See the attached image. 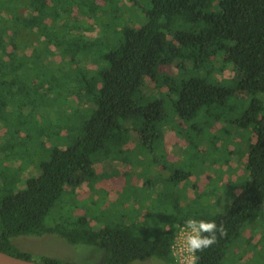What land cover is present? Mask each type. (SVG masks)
<instances>
[{"label":"trees","instance_id":"trees-1","mask_svg":"<svg viewBox=\"0 0 264 264\" xmlns=\"http://www.w3.org/2000/svg\"><path fill=\"white\" fill-rule=\"evenodd\" d=\"M101 1L107 4L109 0ZM130 1L143 9L145 17L126 14L121 0L109 1L111 7L101 11L96 7L86 9L89 0H30L31 9L16 18V23L26 29L25 48L32 43L30 32L34 34L33 49L37 52L32 67L28 65L31 57L21 51L19 70L27 74L33 68L35 99L39 91L41 102L40 119L56 128L52 130L55 144L50 146L48 159L40 161L39 175L29 177L25 187L17 191L11 180L2 178L6 182L0 186L2 251L31 260L32 254L17 247L12 237L57 233L70 243L101 248L104 255L100 264H130L147 257L174 264L173 241L181 227L186 226L185 221L194 219L215 221L218 226L223 224L225 230L223 236L217 233L216 244L195 253V264H224L246 221L264 210V104L256 97L242 121L246 126L254 124L255 139L250 143L246 161L248 179L224 212L194 211L190 204H180L172 198L175 203L171 219L162 226L155 221L145 226L153 216L148 208L141 211L138 221L122 215L99 228L86 215H78L73 221L60 217L52 225L46 222L66 187L87 183L94 190L95 183L113 176L117 170L107 173L100 164L108 166L107 158L113 151L135 143L133 133L139 138L137 145L162 139L170 129L178 134L174 126H163L168 117L165 101L144 103L141 93L148 78H158L161 65H174L180 71L161 78L175 97L171 105L178 119L193 120L204 107L209 113L213 106L224 108L235 90L264 92V0ZM104 16L107 20H103ZM97 22L115 39L106 43L104 49L96 44ZM183 23H195L196 27L182 29ZM22 27L3 24L0 28V63L19 52L20 44L15 39ZM218 56L239 72L238 88L201 77L186 78L189 70L199 71L206 59L216 60ZM92 61L98 66L93 73L88 66ZM4 70L0 66V72ZM52 90L56 92L54 99L66 92L72 95V101L77 102L74 113L70 107L52 109ZM29 97L33 98L26 92L28 104L33 103ZM72 115L78 118V131L68 143ZM218 115L215 120L222 119ZM60 116L63 119L59 123ZM11 148L9 144L7 152L13 155ZM19 153L21 157L25 155L23 149ZM5 172L1 169L0 179ZM189 175L177 173L171 180L179 182ZM116 202L112 200L110 204ZM38 262L75 264L50 256H41Z\"/></svg>","mask_w":264,"mask_h":264},{"label":"rangeland","instance_id":"rangeland-1","mask_svg":"<svg viewBox=\"0 0 264 264\" xmlns=\"http://www.w3.org/2000/svg\"><path fill=\"white\" fill-rule=\"evenodd\" d=\"M29 1L0 0V28L3 24L21 28L20 22L16 23L18 22L16 18L25 15L31 9ZM109 1L103 4L104 1L101 0H89L86 9L93 7L100 11L103 8L107 9L112 5ZM120 5L128 15L138 13L145 17L143 9L139 6L134 7L130 0H121ZM103 20H107V17L104 16ZM99 24L98 22L96 24L99 33L96 44L104 49L106 43L115 39L114 36L110 37L107 28L104 30ZM181 27L192 29L196 25L183 23ZM24 31L26 29L22 27L15 39L16 43L20 44L19 52H16L11 60L0 63V66L5 67V70L0 72V171L6 170L2 174L5 176L0 179V186H4L6 182L2 178L6 177L5 180L13 182L14 191L24 188L29 177L41 173L40 161L48 159L50 146L55 144L52 130L56 126L52 123L49 126V123L44 122L39 116L41 102L39 91L35 99V72L33 68L27 74L19 70V63L23 61L21 51L24 50L23 53L31 57L28 65L32 64V67L34 63L31 62L37 55L33 49L34 34L29 32V42L32 43L30 48H25L28 36ZM215 59H206L205 66L199 71L189 70L185 74L186 78L201 77L208 82L238 88L239 72L236 68L232 64L226 65L221 62V56ZM88 66L91 73L98 67L94 61ZM179 72L174 65H161L158 78L155 80L148 78L144 92L141 91L144 103L156 99L165 101L168 117L163 126H174L179 135L173 129L165 130L162 139L137 145L136 141L139 138L133 133L135 143L113 151L107 158L108 166L100 164L107 173L111 174L117 170L113 176L95 183L94 190L87 183L74 188L66 187L62 197L46 218L49 225L59 221L60 217L73 221L78 215H86L90 223L99 228L110 221H116L122 215L129 220L138 221L142 216L141 211H147L148 208L153 216L148 219L145 226L152 225L154 221L162 226L171 219L175 203L172 198L180 204H190L194 211L224 212L231 205L233 197L241 191L248 179L246 161L250 143L255 139L254 124L243 125V117L256 97L264 104V92L253 94L235 90L227 99L224 108L213 106L209 113L206 111L207 107H204L193 120L178 119L171 105L175 97L161 78ZM26 92L28 96H33L29 97L34 100L33 103L30 101L32 105L28 104ZM55 93L52 90V109L57 106L63 109L70 107L74 113L77 102L72 101V95L69 96L66 92L54 99ZM218 113L221 114V120H215L219 117ZM57 119L60 123L63 117ZM70 120L72 134L68 143H71L72 137L78 131V118L72 115ZM53 123H56L55 119ZM221 124L223 126L219 128ZM133 125L135 126L134 123ZM9 144L14 149L11 148V151L15 152L13 155L7 152ZM22 149L25 154L23 157L19 153ZM4 164L6 167L3 168ZM182 172H188L190 175L179 182L171 180L172 177H177V173ZM112 200H117L115 205L110 204ZM12 242L21 250L31 253L35 261H39L41 256H50L75 264H100L104 255V251L98 246L70 243L57 233L23 234L12 237ZM238 243L240 245L237 248ZM130 264L169 263L157 257H147L132 261ZM174 264L179 263L175 261ZM224 264H264V210L246 221L241 236L228 250Z\"/></svg>","mask_w":264,"mask_h":264},{"label":"clouds","instance_id":"clouds-1","mask_svg":"<svg viewBox=\"0 0 264 264\" xmlns=\"http://www.w3.org/2000/svg\"><path fill=\"white\" fill-rule=\"evenodd\" d=\"M185 225L183 250L188 254L190 264H195L196 252H202L217 243V233L221 236L225 234L223 224L218 226L215 221L188 219L185 221Z\"/></svg>","mask_w":264,"mask_h":264},{"label":"built area","instance_id":"built-area-1","mask_svg":"<svg viewBox=\"0 0 264 264\" xmlns=\"http://www.w3.org/2000/svg\"><path fill=\"white\" fill-rule=\"evenodd\" d=\"M185 233H186V226H183L179 230L172 245L173 256L175 258V261H177V263L179 264H190V258L188 254L183 250Z\"/></svg>","mask_w":264,"mask_h":264},{"label":"water","instance_id":"water-1","mask_svg":"<svg viewBox=\"0 0 264 264\" xmlns=\"http://www.w3.org/2000/svg\"><path fill=\"white\" fill-rule=\"evenodd\" d=\"M0 264H42L33 259H24L22 257L11 255L0 249Z\"/></svg>","mask_w":264,"mask_h":264}]
</instances>
